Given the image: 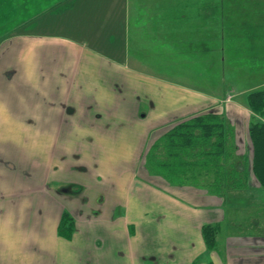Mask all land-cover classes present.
<instances>
[{
  "label": "crops",
  "instance_id": "1",
  "mask_svg": "<svg viewBox=\"0 0 264 264\" xmlns=\"http://www.w3.org/2000/svg\"><path fill=\"white\" fill-rule=\"evenodd\" d=\"M230 2L232 18L226 20L219 7V20L226 22L221 26L264 27L249 23L264 19L234 15H264V0ZM131 4L0 0V27L23 20L16 30L0 32V167L33 162L57 172L22 186L36 193L7 195V211L0 212V264H264V179L253 168L247 104L237 116L233 106L161 80L149 63L132 60ZM188 7L171 5L158 13L151 5V27L188 33ZM170 8L178 12L174 21ZM153 90L170 94L172 105L158 111L164 96ZM211 109L232 127L227 149L242 158L237 180L219 181L215 192L151 173L144 155L156 134ZM136 124L144 131L131 155H123L124 131ZM63 155L78 156L68 174L62 173ZM64 211L74 223L70 237L59 231ZM205 227L214 231L212 248Z\"/></svg>",
  "mask_w": 264,
  "mask_h": 264
},
{
  "label": "rangeland",
  "instance_id": "2",
  "mask_svg": "<svg viewBox=\"0 0 264 264\" xmlns=\"http://www.w3.org/2000/svg\"><path fill=\"white\" fill-rule=\"evenodd\" d=\"M223 1H225L224 8H222ZM230 1L231 0H131V18L135 20V23L133 22L130 28V55L134 57L132 60H138L144 64L149 63L151 70L160 74L156 76L157 78L176 82L187 88L201 90L202 93L212 96L213 103H219L220 101L221 103L233 106L231 110L236 109L234 113L237 114V116H243L245 113L241 108L245 103L247 104L248 114H251L252 118L254 117L264 122V116L253 112L247 102L249 95L264 89V27L252 26L231 28L221 26L226 22L224 19L223 21L219 20L221 19L219 18V7L221 9L220 14L223 13L224 9L226 20L232 18L233 7ZM182 4L183 6L188 5V8L191 7L190 20L192 27L188 29V33H186L187 31H182L181 28L173 29L172 26L167 28V31L165 30L164 32L161 28L157 29L156 27H151L150 20L153 18V13L150 11L151 5L154 6V8H158L156 10L158 13H162L163 10L169 9L171 5L177 6ZM171 9L174 8H170V10L166 12H168L167 14L170 16L169 20L172 19V21H174L177 19L178 12L171 11ZM11 14H13V12H11ZM242 14L245 13L235 12L234 15L235 17L240 16L241 19L245 20L264 19V15L259 12ZM22 21V19L17 17L14 24H9L7 26L2 25V27H0V32L4 33L16 30ZM170 22L171 21H168V24ZM249 23L263 24L264 20L263 22L252 21ZM136 80L138 81L139 79ZM143 85L152 86V84ZM153 94L164 96L162 105L161 103L159 104L160 107H158V111H165L163 108L167 109L172 105L171 100L173 97L170 94L164 93L163 90H159V93L154 91ZM143 109H148L146 103ZM211 110L219 113L218 109ZM209 111L210 110L204 112L206 113ZM33 127L39 129V125H33ZM65 127H71V125H65ZM169 128H166L165 131ZM142 131H144L143 124H136L132 128H129V130L124 131L127 135L123 137V139L121 137L117 138L118 141H120V139L124 141L123 147H121L123 155H131V145L137 143V138H139ZM165 131L161 133L163 134ZM161 133H157L156 135H160L159 137H161ZM110 137L113 138V136ZM119 143L121 144L122 142ZM228 153L230 154L229 151ZM63 156L64 157L61 156L60 159L66 161L67 165L64 166L67 167H63L66 169L65 171H63L62 168V173L68 174L70 173V168L68 167L71 165L72 159L75 160L78 156ZM187 160L189 162L198 161L200 163L199 165L191 166L189 170H191L192 176L195 175L194 177L200 180L201 184H205V182H207L206 185L210 186L214 184L215 179H217L219 173H221V168H223L213 165H210L211 167H206L208 166L206 165L207 162L214 161L215 164L219 162H217L214 157L197 158L196 155L189 156L188 154ZM239 160L234 157L231 159L230 157L229 164L238 165V163H242V158H239ZM237 168L238 167H224V171H226V174L230 178L233 169ZM54 169H51L50 172L46 166L35 165L33 162L31 167H0V197H2L1 199H3L5 203L2 206L3 208H0V212L6 213L5 211H7L6 207L9 206L7 195L10 194V196L14 197L21 191L26 193V190H34L36 193L37 188L22 186L36 183L40 179V174L47 173L48 178L51 175L57 174ZM228 182L231 184L230 181ZM10 183H16L14 184L15 187H8ZM14 199H17V197ZM10 207H13V205ZM16 207L17 205H14V208H12L13 211L16 210ZM65 212L69 214L72 220L71 213L69 211H64V213ZM69 223L72 224L71 221Z\"/></svg>",
  "mask_w": 264,
  "mask_h": 264
},
{
  "label": "trees",
  "instance_id": "3",
  "mask_svg": "<svg viewBox=\"0 0 264 264\" xmlns=\"http://www.w3.org/2000/svg\"><path fill=\"white\" fill-rule=\"evenodd\" d=\"M247 100L253 112L264 116V89L252 93ZM224 117L210 110L174 124L147 149L144 155L145 166L151 173L162 176L173 184L200 185L218 192L219 181L223 180L226 183V181L237 180L239 176L238 168L233 169L230 178L224 171V167H237V164H229L232 153L230 149H227V138L232 132V127L227 125ZM249 132L254 146L253 168L262 180L264 179V122L253 117ZM188 154L196 155L197 158L214 157L217 162L219 161L217 165L214 161L206 164L208 165L206 167H211L210 165L223 167L214 184L211 186L206 185L207 182L201 184L200 180L194 177L195 175L192 176L189 168L200 163L189 162ZM233 162L235 163L234 160ZM238 183L242 185L241 180ZM70 221L72 224L69 223ZM73 224V219L71 220L69 214L65 212L59 226L60 233L70 237ZM213 233L212 228L205 227V238L207 245L211 248L214 246Z\"/></svg>",
  "mask_w": 264,
  "mask_h": 264
}]
</instances>
